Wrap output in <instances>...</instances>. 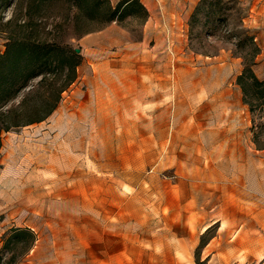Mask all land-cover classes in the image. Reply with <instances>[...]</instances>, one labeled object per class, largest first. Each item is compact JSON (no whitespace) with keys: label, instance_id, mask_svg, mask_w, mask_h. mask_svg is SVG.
Here are the masks:
<instances>
[{"label":"rangeland","instance_id":"rangeland-1","mask_svg":"<svg viewBox=\"0 0 264 264\" xmlns=\"http://www.w3.org/2000/svg\"><path fill=\"white\" fill-rule=\"evenodd\" d=\"M140 1L147 18L65 27L76 81L46 120L3 132V264H264V105L237 83L247 66L264 81V0ZM20 229L32 249L5 248Z\"/></svg>","mask_w":264,"mask_h":264},{"label":"trees","instance_id":"trees-1","mask_svg":"<svg viewBox=\"0 0 264 264\" xmlns=\"http://www.w3.org/2000/svg\"><path fill=\"white\" fill-rule=\"evenodd\" d=\"M15 1L20 6L17 14L3 25L0 23V33L8 40L6 51L0 55V150L3 132L46 120L58 107L62 94L76 81L81 56L61 41L67 27L80 39L113 22L135 17L136 10L148 17V10L140 0H120L116 6L110 0ZM0 5L12 7L13 2L0 0ZM22 17L27 20L22 22ZM257 55L258 48H254L251 60ZM38 78L40 82L17 106L7 108ZM237 83L251 112L264 105V81L257 78L251 66L246 67ZM23 237L29 238L26 250L30 251L36 237L28 229L14 231L5 248H9L13 239L19 244ZM4 264H14L13 258Z\"/></svg>","mask_w":264,"mask_h":264},{"label":"crops","instance_id":"crops-1","mask_svg":"<svg viewBox=\"0 0 264 264\" xmlns=\"http://www.w3.org/2000/svg\"><path fill=\"white\" fill-rule=\"evenodd\" d=\"M237 94L239 95V97L241 96V93H240V92H239V93H237ZM238 95H237V96H238ZM239 103L241 104V103H242V101H240V100H239ZM238 114H239V113H238ZM244 114H245V113H244V111H243V112H241V114H239L238 116H239V117H243V118H244V117H245V115H244Z\"/></svg>","mask_w":264,"mask_h":264},{"label":"water","instance_id":"water-1","mask_svg":"<svg viewBox=\"0 0 264 264\" xmlns=\"http://www.w3.org/2000/svg\"><path fill=\"white\" fill-rule=\"evenodd\" d=\"M80 52V50H77V53H79Z\"/></svg>","mask_w":264,"mask_h":264}]
</instances>
